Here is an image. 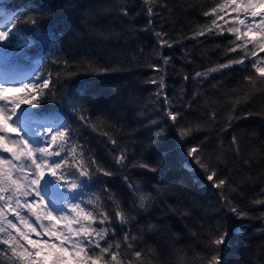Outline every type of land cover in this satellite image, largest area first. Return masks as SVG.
Listing matches in <instances>:
<instances>
[{
	"label": "snow or ice",
	"instance_id": "obj_1",
	"mask_svg": "<svg viewBox=\"0 0 264 264\" xmlns=\"http://www.w3.org/2000/svg\"><path fill=\"white\" fill-rule=\"evenodd\" d=\"M141 4L147 24L141 29L129 27L128 32L134 35L137 31H152L156 40L154 51L160 63L148 66L155 72H163L171 62V57L164 55L163 49L177 43L170 41L163 26L155 30V17L160 16L156 8H166L167 5L161 4L160 0H141ZM120 14L125 18L130 17L127 4L120 6ZM201 14L208 23L193 30L186 39L227 35L230 37L228 43L216 47L222 48L223 56L232 58L205 71H197L191 78L202 81L209 78L211 73L234 67H239L244 73L235 88L222 94L225 97L220 105L224 109L223 116L219 117L218 109L208 110L204 123L210 127L222 124L218 132L223 134L239 119L251 115L264 116V107L255 113L248 111L242 116L236 115L240 106L252 101L257 94L264 96V0H212V6L202 10ZM52 15L51 5L40 0H26L14 11L0 7V51L14 42H17V47H30L33 40L26 32L34 33L36 37L47 36L43 25ZM52 63L58 69L55 72L48 70L43 61H38V66L44 71L25 73L15 79H0V262L161 264L153 247L138 250V241L142 238L131 229L123 231L122 236L117 232L118 228L123 230L135 220L131 211H147L153 201L152 195L143 192L127 173L120 179L132 195L131 209L124 206L110 183H104L99 192L90 191L101 177L110 180L116 173L101 164L81 142L83 137L76 134L72 121L107 138L113 146V160L119 171L139 168L155 172L157 168L143 159L129 164L126 147L116 151L117 140L107 131L101 132L100 126L84 107L85 102H92L86 90L82 89L79 94L69 91L61 99L59 107L43 110V102L55 100L63 86L61 81L67 83L79 74V71H71L72 68L81 70L93 66L85 58L70 61L63 56L55 57ZM188 79V74H184L183 80ZM148 82L157 85L155 95L163 97L165 117L171 126H176L175 134L181 145L204 130L199 121L180 123L184 118L183 113L164 91L166 85L163 76ZM212 87L217 88V85ZM182 101L183 96L180 101L183 108L192 107L191 103L183 104ZM65 116L68 118L65 119ZM150 123L156 127V142L167 139L169 125L161 126L157 121ZM207 141L208 137H205L184 149L188 158L184 166L198 167L204 173V178L218 190L221 208L226 215L224 221L206 233L205 246L211 249L212 254L201 259H205L206 264H223L221 251L229 237V217L237 220L253 217L234 199L235 195H242L241 185L233 184L229 175L222 174L221 166H226V153L222 145L213 152H205ZM229 148L235 157L241 156L236 135L232 136ZM252 155L243 160L244 165L251 167ZM249 203L264 207V186ZM256 218L264 221V213ZM156 227L150 224L148 230ZM236 230L239 231V228ZM172 236L174 240L179 239L177 234ZM174 254L175 264H190L183 250L174 249ZM256 264L261 262L257 261Z\"/></svg>",
	"mask_w": 264,
	"mask_h": 264
},
{
	"label": "trees",
	"instance_id": "obj_2",
	"mask_svg": "<svg viewBox=\"0 0 264 264\" xmlns=\"http://www.w3.org/2000/svg\"><path fill=\"white\" fill-rule=\"evenodd\" d=\"M40 2L51 5L53 12L43 25L47 36L36 37L34 33L26 32L33 44L23 48L17 47V42H14L0 51V60L31 64L34 71L45 70L37 64L43 61L53 72L58 70L52 63L57 56L70 61L85 58L92 62L91 69L72 68L71 71H79V74L67 83L62 80L63 86L55 100L43 102V110L59 107L61 99L69 91L79 94L82 89L86 90L92 102H85L84 107L100 126V131H107L117 140L116 151L126 147L129 164L143 159L157 168L155 172L139 168L119 171L113 160V146L107 138L72 121L76 134L83 137L81 142L101 164L116 173L110 180L101 177L90 191L99 192L104 183H110L124 206L131 209L132 195L120 179L127 173L134 184H139L143 192L153 197L147 211H131L135 220L123 230L118 228V235L122 236L123 231L131 229L142 238L138 241V250L153 247L161 264H175L174 249L183 250L190 264H206L201 257L212 254L211 249L205 246L206 233L224 221L226 214L221 208L218 190L204 178V173L195 165L184 166L188 160L184 149L208 137L205 152H213L222 145L226 153V166H221L222 174L229 175L233 184L241 185L242 195L237 194L234 199L253 217L244 220L229 217V237L221 251L223 264H256L257 261L264 264V231H261L264 221L256 218L264 213V207L249 203L264 186V179H261L264 177V116L251 115L239 119L229 131L220 134L218 129L222 124L210 127L204 123L208 110L218 109L219 117L223 116L224 109L220 105L225 97L222 94L235 88L244 73L239 67H234L211 73L209 78L202 81L191 78L197 71H205L232 58L223 56L222 48L216 47L228 43L230 37L227 35L186 39L193 30L208 23L201 12L212 6V0H160L167 7L156 8L160 16L155 17V30L163 26L170 41H177L173 47L163 49V54L171 57L163 72H155L148 66L160 63L155 55L156 40L152 31H137L134 35L128 32L129 27L141 29L147 24L141 0ZM25 3L26 0H0V7L14 11ZM123 4L128 5L129 18L120 14ZM184 74L189 76L187 81L183 80ZM160 76L164 77L167 96L183 113L184 118L180 123L199 121L204 128L183 145L175 134L176 126H171L165 117L163 97L155 95L157 85L148 82ZM213 85H217V88H213ZM194 93L198 95L194 97ZM181 96L183 104H192L190 109L181 106ZM262 107L264 96L257 94L252 101L241 105L236 115L242 116L248 111L255 113ZM152 121L159 122L161 126L169 125L167 139L155 141L156 127L150 123ZM233 135L239 139L240 157H235L229 148ZM250 155L252 163L248 167L243 160ZM249 176L251 180L244 179ZM150 224L156 225V229L149 231ZM172 234H177L179 239L174 240Z\"/></svg>",
	"mask_w": 264,
	"mask_h": 264
},
{
	"label": "rangeland",
	"instance_id": "obj_3",
	"mask_svg": "<svg viewBox=\"0 0 264 264\" xmlns=\"http://www.w3.org/2000/svg\"><path fill=\"white\" fill-rule=\"evenodd\" d=\"M6 66H8V68L4 69ZM33 70L34 68L30 66L29 68L19 65L16 66V64H8L6 61L3 62L0 60V79H15L22 74L33 72Z\"/></svg>",
	"mask_w": 264,
	"mask_h": 264
},
{
	"label": "bare ground",
	"instance_id": "obj_4",
	"mask_svg": "<svg viewBox=\"0 0 264 264\" xmlns=\"http://www.w3.org/2000/svg\"><path fill=\"white\" fill-rule=\"evenodd\" d=\"M20 73V72H19Z\"/></svg>",
	"mask_w": 264,
	"mask_h": 264
}]
</instances>
